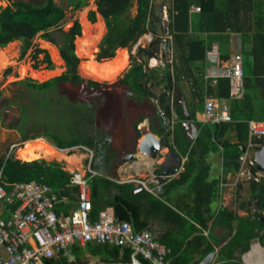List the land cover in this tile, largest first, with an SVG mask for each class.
<instances>
[{"label":"trees","instance_id":"16d2710c","mask_svg":"<svg viewBox=\"0 0 264 264\" xmlns=\"http://www.w3.org/2000/svg\"><path fill=\"white\" fill-rule=\"evenodd\" d=\"M193 1L171 0V4L166 8L170 42L174 44L189 42V45L194 44L201 48L199 55H190L186 51L187 61L203 57L205 51L204 41L192 38L185 40L181 34L186 28L188 7ZM65 2L73 9H80L87 4V0H65ZM130 2V0H94L95 10H90L87 18L95 22V14H99L106 26V32L97 54L98 59H114L117 48L125 49L133 46L145 31L151 30L150 27L145 26L152 14L153 0H136L135 15L126 18L125 14L130 7ZM248 2L249 0H198L197 2L200 12L193 15V19L198 23V28L218 32L226 29L236 30L240 32L242 42L257 44L249 52L252 56V62L249 64L251 74L243 76V96L238 99H229L228 109L232 117L231 122L219 124L196 122L198 135L193 145L189 147L178 122L182 119V111L177 105L174 108L177 121L171 133H167L166 136L167 138L171 136L173 145L179 148L182 156H186V160L178 176L166 182L162 196L170 188L187 184L189 192L193 195L192 205L181 208V215L146 191L132 194L130 184H115L105 177L110 174L115 175L112 167L114 161L117 160V153L112 149L108 137L85 140L74 138L72 142H61L57 138L51 139L58 149L81 145L93 151L90 167L101 174L94 175L89 180L93 219L105 206H112L115 218L131 223L135 231L147 227L146 218L152 213L162 215L172 225L175 234L167 233L166 236L158 239L169 250L166 256L167 264H197L212 252L213 242H221V239L219 241L211 237L206 239L202 235V230L208 227L210 221L212 227L223 226L225 228L223 239L228 238L218 251L219 264H240L237 261L239 259L234 257V253L242 254L247 251L254 239H258L261 245L264 240V215L262 214L264 211V180L249 182V201L245 216H239L224 207L214 213L211 204L217 199L219 179L209 180L208 167L204 164V157L210 147L215 149L216 143L222 149L224 174L236 172L239 169V155L245 150L249 139L247 121L264 120V0H255V2L251 0L254 8L252 9L254 31L249 30L250 25L246 26L239 18L241 14L243 17H250ZM64 15V8L57 5L54 0H43L38 4L17 0L0 7V47L13 40H22L24 43L22 54H25L37 32L43 31L42 36L45 39L57 44L59 55L64 61L66 70L60 76L38 84L33 80H26L28 87L32 89L43 90L66 81L72 84H81L84 81L77 74L79 58L74 52V39L81 32L79 21L74 20L70 28L61 30L58 36L59 41L50 29L57 26ZM159 43L160 40L156 38L147 47H138L137 54L143 55L147 52V54L155 55ZM40 53H43L46 67L51 68L52 62L46 50L35 48L33 58L37 59ZM172 72L174 73L173 69L169 71V64H164L162 74L169 76ZM156 76V69H149L145 61L138 62L133 58L130 68L113 83L88 80L87 87L92 88L93 91L106 92L109 89L114 96L119 92L125 93L124 95H126L125 91L132 92L137 95L135 97L137 101H142L151 96L150 86L156 83ZM194 82L201 83L199 80H194ZM206 93L219 98H229L228 79H217L214 86H207ZM118 96L121 97L120 94ZM196 98L198 99L196 110L202 112L203 94L196 95ZM121 102L122 100L116 102L113 112H118ZM190 117L195 119L194 112L190 113ZM136 126L137 124H135V131ZM229 131L234 133L236 142L222 141ZM36 138L26 139V141ZM254 142L261 146L264 145L263 139H255ZM251 170L254 171V168ZM71 178L72 174L64 169L63 164L56 161L22 162L13 157L0 160V183L4 185L34 180L49 184L59 198L68 196L73 199L72 195L78 192V187L71 183ZM109 189L116 190L110 198L107 197ZM251 201L255 205V211L251 210ZM17 205L18 203L14 204L12 208ZM72 254L74 261L69 262L62 255H57L48 260L46 264H87L89 258H98V262L122 263H129L136 259L140 264H150L141 256L134 255L130 247L95 244L94 242H88L84 246L73 245Z\"/></svg>","mask_w":264,"mask_h":264},{"label":"built area","instance_id":"2783aa9c","mask_svg":"<svg viewBox=\"0 0 264 264\" xmlns=\"http://www.w3.org/2000/svg\"><path fill=\"white\" fill-rule=\"evenodd\" d=\"M189 8L193 11L200 10L199 6L194 5ZM162 10L168 25L166 10L163 7ZM146 27H149V22ZM165 37L170 42V36L166 34ZM146 39L152 41L151 32ZM157 60L162 64L171 63L168 52L164 58L159 56ZM243 76V60L239 53L232 55L224 65L218 66L214 75H207L214 81L219 78L228 79L229 98L205 97L204 122L215 124L232 121L228 102L229 99L243 96ZM220 100H223V103L217 104ZM247 123L249 139L238 158L239 173L244 179L259 182L264 180V171L256 168L253 154L264 145L261 146L254 140L264 141V120L251 119ZM18 147L20 146L16 144L11 146L13 149ZM75 150H83L87 161L83 174L71 172V183L78 187V192L76 205L67 214L56 209L57 204L65 202L66 198H59L47 183L31 180L9 184L8 188L0 183V207H4L8 212L7 217H0V264H46L57 255H62L71 262L74 261L72 246H84L88 242L130 247L134 255L141 256L150 264H167L168 248L162 245L151 231H135L127 221L117 220L112 207L103 208L97 217L92 218L89 180L97 175L90 167L93 152L81 145L58 151L70 153ZM113 180L119 183L132 182L149 192H154L160 185L159 176L154 173L146 178L131 175L129 178ZM16 203L18 205L12 208ZM255 245L264 249L258 239L252 240L248 250L240 255L243 264H264V253L260 263L257 262V255L245 258L254 251Z\"/></svg>","mask_w":264,"mask_h":264},{"label":"rangeland","instance_id":"374dc122","mask_svg":"<svg viewBox=\"0 0 264 264\" xmlns=\"http://www.w3.org/2000/svg\"><path fill=\"white\" fill-rule=\"evenodd\" d=\"M11 1L17 0H0V7L8 5ZM21 1H29L38 4L43 0ZM130 1V7L125 14L126 18L135 15L134 13L136 11V5L134 4L135 0ZM54 2L63 7L65 11L64 18L59 21L57 26L50 28L58 41L60 31L70 28L74 20H78L81 26L80 35L76 36L74 39V52L79 58V63L76 68L77 74L84 79V81L92 80L104 83L93 80L85 75V69L88 68V66L85 68V65L87 64L89 58L92 59L94 64L106 62L105 58H97V54L100 50V42L106 32L105 22L99 14H95V22H91L87 18L89 11L95 10L94 0H87V4L80 9H73L71 6H67L65 0H54ZM99 22L102 23L103 30L95 26ZM42 34L43 31L37 32L35 37L31 40V46L27 49L25 54H22V47L24 44L22 40H13L5 46L0 47V54H2V56L8 51V55L5 56L6 60L4 61L3 66L0 67V104L6 107L0 108V114H6L11 110V107H14L15 109L16 106H18L21 110L19 111V121L16 125L18 132L28 135L26 139L37 137L34 140H28L20 143V141H18V135L13 133V137L11 138L9 145L16 144L20 147L15 148L12 153L7 152L0 154V160L9 157L20 160L17 157V152L23 149L30 142L42 140L47 143V133L63 135V137H68L67 134H69L72 135V138L75 137L84 140L89 137H92L91 139L108 137L111 145L115 142L121 143L127 136L135 137V133H133V124L138 122V120H140L143 116V112L140 111L143 106H141V103L137 102V100H133L131 95L127 94L129 93L127 91H125L126 95L119 92L118 94H115V96L112 95L114 93H109V89H107L106 92L98 91L101 92V94L104 93V100L102 101L103 104L100 103L97 106L90 108L85 100L86 91L88 90L79 84L73 86L68 82H64L43 90L28 87L26 83V80L28 79L33 80L38 84L50 78L60 76L66 70L64 61L59 55L57 44L51 43L45 39ZM153 39L154 37L151 40L153 41ZM137 42L150 41L140 38ZM133 47L134 46L125 48L128 56H126L127 64L120 75L129 69L133 61V56L136 54L133 51ZM8 48L10 50H8ZM35 48H41L47 51L52 62L51 68L46 67L47 64L43 61V53L38 54L37 59L33 58ZM116 50L115 58L117 57V53L122 49ZM245 71L246 73L248 72L246 67ZM49 73L52 74L47 75ZM74 94H78L77 96L82 98V100L84 99V101H82L80 105L78 104L73 108L66 106V104H64L65 107L61 106L62 101L66 100V103H69V99L72 98ZM119 94L121 97L118 96ZM92 98L94 102L98 103L97 98ZM121 100L122 102L120 104H123L124 111L122 110L121 113L118 109V112H113L116 107V105L115 107H112L113 103L120 102ZM0 144H2V141H0ZM83 153H85L83 150H75L70 153L55 151L52 153L53 157L50 161L49 159L43 158L38 160H45L47 162L56 161L63 164L66 171H77L78 169L85 170V162L79 164L76 162V156L82 155ZM249 182L250 181L248 179H242L241 188L237 193L238 204L243 203L245 205L249 201ZM111 192L112 191L108 193V196L111 195ZM211 207L216 210L218 207V201H213ZM262 214L264 215V211ZM215 233H218V229ZM239 254L240 253L237 252L236 255ZM240 258L241 256L237 261L242 264ZM98 261V258H89V263Z\"/></svg>","mask_w":264,"mask_h":264},{"label":"crops","instance_id":"0c3cea01","mask_svg":"<svg viewBox=\"0 0 264 264\" xmlns=\"http://www.w3.org/2000/svg\"><path fill=\"white\" fill-rule=\"evenodd\" d=\"M161 1L162 0H153V3L158 4ZM197 2L198 0H194L192 3H190L189 7L192 5L199 6V3ZM134 4L137 7L136 0ZM170 4H171V0H170ZM248 6H249L248 14H250V17H246V16L243 17V15L241 14L239 18L242 20V23H244L246 26L248 24L250 25L249 30L254 31L253 17H252V9L254 8L252 6L251 0H249ZM189 7H188V12H187L188 20L186 23V28L181 32V34L184 36L185 40L192 38V39H198V40L204 41L203 43L205 46V51H204L203 57L201 58L199 57L198 59L195 58V60L193 61H187L185 57L188 53L190 55H199L201 53L200 46H197L194 44L189 45V42H177L176 44L172 42H168L167 52L171 60V63H169V71L171 72V70L173 69L174 73L172 72L169 74V76H166L162 74V70H164V64L159 63V61L157 60L159 57L158 53L160 52L159 44H158L157 52L152 58H148L149 54H147V52H145L143 55L137 54L138 47H142V48L147 47L150 44V42H137L136 41V43L133 45L134 46L133 51L136 53L135 56H133V58L136 59L138 62L145 61L149 69L157 70V76L155 78L156 83L150 86L151 96L147 97V99H143L142 101H137L141 103V106H143V108H141L140 110L143 112V116L140 118V120H138L139 122L142 121L144 117L149 115V113L154 114L157 101H154L152 97H155L157 95L158 100H160V102L164 100V97L162 95V90H163L162 85L164 82L166 83L167 88L173 91L174 97L177 100L176 105L179 106V108L181 109V104L179 103V100L182 99L184 106L189 114V117H190V113L194 112L195 119L190 117V120L196 123V122H204L203 109H202V112H199L198 110H196V105L198 102L196 95L203 94V104H204V99L207 96H212L218 99H224V98L215 97L213 95H209L206 93L207 86L208 85L214 86L216 83V81H214L213 78L207 77V75L208 76L214 75L215 70L218 66L224 65L225 63H227L228 60L231 58V56L237 53L242 55L243 73L245 75L251 74V67L249 64L252 62V56L250 55L249 52L253 48V46L257 43L242 42L241 34L239 31H236V30L226 29V30H222L218 32V31L203 30V29L198 28L197 26L198 23H196L195 20L193 19V15L198 14L200 10L193 11V10H190ZM149 32H151V30L145 31L144 34H142L138 39L141 38V39L147 40L146 38L149 35ZM167 34H168V31H167ZM186 51L188 53H186ZM245 67L248 71L247 73L245 71ZM123 74L119 75L118 78L122 77ZM194 80H199L201 83L194 82ZM200 87H202V89ZM127 94L131 95L132 99L136 101V98H135L137 96L136 94H133L132 92H129ZM221 103H223V100H220L217 104H221ZM115 105L116 103H113L112 107H115ZM123 109H124V106L123 104H121V106L119 107V110L122 112ZM139 122H135L133 124V133H135V137L127 136L125 137L126 139L123 140L121 143L115 142L111 145L112 149L117 153V160L114 161V165L112 167V170L115 173V175L110 174L105 177L111 180L115 184H130L132 186V190H131L132 194L146 191L147 193L160 199L171 210H173L174 212H178L181 215L182 214L180 212L181 208L192 205L193 195L192 193L189 192L190 190L188 189L187 184L170 188L169 191L166 192L164 196H162V192L164 191V185L169 180L174 179L178 176L179 172L182 171L183 163L186 160V156H182L179 148L173 145L171 136H169L168 138L169 149L165 147H161L159 155L157 156L156 159H148V158L142 157L140 160L134 161L132 164L121 163V159L123 158L124 154L132 152L133 145L135 144L136 140L138 141L141 137V134H139L137 129L135 131V124H138ZM221 123H227V122H221ZM215 124H219V123H215ZM171 131L172 130H167L165 133V131L159 129L158 123H155L154 134L157 137L160 138L163 135L166 136V134L171 133ZM224 140H226L229 143L236 142L234 133L229 131L222 139V141ZM193 143H189V147L192 146ZM215 145H216L215 149H212V147H210V150L207 152V155L204 157V164L208 167L209 180H212L215 178L219 179L218 188H217V199H216V201H218V207L216 210H214L212 207L211 208L214 211V213L224 207V208L234 211L235 214L239 216H245L247 214L246 212L247 204L245 205L243 203L238 204L237 202L238 200L237 193L239 192L241 188V181L242 179H244L242 178V175H240L239 173L240 168L234 173L228 172L224 174L223 165H222L223 164L222 149L220 145H217L216 143ZM76 158H77L78 164L83 163V162L86 163L87 161L85 153H83L82 155L76 156ZM176 158H179L180 160L176 171L171 175L165 176L163 181H160V185L157 188V190H155L154 192H149L145 190L144 188H142L141 191L136 192L134 190L140 187L138 184L127 182V181L119 183L113 180L115 178L117 179L118 178L125 179L127 177L129 178L131 175L141 177V178H146L149 175H151V173H154L160 176L161 171L164 168L176 167ZM69 172L71 173L73 171L70 170ZM74 172H79L80 174H83V170L81 169H78L77 171H74ZM97 175H101V174L97 172ZM5 187L8 188L9 186L5 185ZM110 191H112L111 195L108 196V193ZM108 193H107V197L110 198L116 193V190L109 189ZM72 196H74L73 199H71V197L64 196L66 198L65 202L58 203L56 206V209L59 212H62L64 214L69 213L76 205L77 193H74V195ZM160 196L163 199H161ZM105 207H108V206H105ZM251 210L255 211V205L252 201H251ZM7 216H8L7 210L4 209V207H0V217H7ZM142 219L145 220L143 216H142ZM146 221H147V227L144 229L151 231L157 239H159L160 237L166 236L167 233H171L172 235L175 234L174 228L172 227V225H170L168 221L165 218H163L162 215L158 213H152V215H148V217L146 218ZM217 229H218V233H215ZM202 235L206 239H209V237L214 238L217 241L221 239V242L220 241L218 243L213 242L214 250L212 252H214L215 254L211 262V264H219L220 261L218 260V251L228 240V238H226V240L223 239L225 237V228L221 225L212 227L211 221H210V223L208 224V227L205 230H202ZM236 254L237 252L234 253V257L239 259L240 254L239 255H236ZM199 262L197 264H199Z\"/></svg>","mask_w":264,"mask_h":264},{"label":"water","instance_id":"95a60500","mask_svg":"<svg viewBox=\"0 0 264 264\" xmlns=\"http://www.w3.org/2000/svg\"><path fill=\"white\" fill-rule=\"evenodd\" d=\"M170 5V0H162L160 3H153L152 14L149 20V27L152 32V38H158L160 40L159 48H160V57L164 58L167 54V43L168 40L165 37L167 34V22L163 17L164 11L162 7L166 10V8ZM164 37V38H163ZM162 38V39H161ZM153 39V40H154ZM154 55L149 54L148 58H152ZM124 73V72H123ZM119 77V76H118ZM116 78V80L118 79ZM115 80V81H116ZM88 81H84V84H87ZM113 83V82H111ZM162 95L164 100L160 102L158 100V96L152 97L154 101H157V105L155 106L154 114L149 113L146 117L142 119L137 124V131L141 134L140 139L133 145L132 152L124 154L121 159V163L132 164L134 161L140 160L142 157L148 159H156L159 155L161 147H165L169 149L168 138L163 135L162 137H157L154 134V126L155 123H158V127L160 130L166 131L172 130V127L176 120V115L174 112V107L176 105V99L174 97L173 91L167 88L166 83L164 82L162 85ZM182 109V119L179 122L181 129L185 133V136L189 143H193L198 135V129L196 124L190 120L189 114L184 106L182 99L179 100ZM255 166L259 170L264 171V146H262L259 150L255 151L254 154ZM179 158H176V167L173 168H164L161 171V175L159 176V180L163 181L165 176L173 174L178 165ZM153 169V168H152ZM142 188L139 187L134 191L139 192ZM262 246L264 247V240L262 242ZM214 252L208 253L199 264H211L212 259L214 257ZM87 264H140L136 259H133L129 263L122 262H93Z\"/></svg>","mask_w":264,"mask_h":264},{"label":"bare ground","instance_id":"6f19581e","mask_svg":"<svg viewBox=\"0 0 264 264\" xmlns=\"http://www.w3.org/2000/svg\"><path fill=\"white\" fill-rule=\"evenodd\" d=\"M95 26L103 30V25L101 22H99ZM84 37H85V31H84ZM8 50L10 49L8 48ZM7 53L8 51L4 53L3 56L2 54H0V59H3V60H0V67L3 66L4 61L6 60L5 56L8 55ZM126 56H127L126 49H122L117 53L116 58H114L113 60L106 59V62L94 64L92 59L89 58L87 64L85 65V68L88 66V68L85 69V73H86L85 75L92 78L93 80H97L101 82H109V83L114 82L116 78L121 74V72L126 67V64H127ZM39 74H43V73H39ZM50 74L52 73H49L47 75H50ZM52 151L55 152V150L51 148L47 143L40 140V141L28 143L23 149L17 152V157L20 160L25 161V162H32V161H35L41 158L49 159L50 161V159L53 157ZM263 253H264V249L258 245H255L254 251L246 255L245 258H249L251 255H255V256L257 255L258 257L257 262L260 263L262 261L261 257L263 256Z\"/></svg>","mask_w":264,"mask_h":264},{"label":"flooded vegetation","instance_id":"af4514ba","mask_svg":"<svg viewBox=\"0 0 264 264\" xmlns=\"http://www.w3.org/2000/svg\"><path fill=\"white\" fill-rule=\"evenodd\" d=\"M66 82H68V81H66ZM68 83L70 85H73V86L77 85V84H72L70 82H68ZM79 85L85 87L88 90V91H86L87 93H86L85 100L87 102V105L90 108L97 106L100 103L103 104L102 101L104 100V96H103L104 93L101 94V92L93 91L92 88L87 87V84H84V81ZM81 89H82V87H81ZM77 95L74 94L73 97L69 99V103H66V100L62 101L61 106L65 107L64 104H66V106L73 108L74 106H76L78 104L80 105V103L82 101H84V99L82 100V98L78 97ZM92 97L97 98L98 103L94 102ZM0 108H6V107L2 106V104H0ZM19 111H21L20 108H18V106H16L15 109H14V107L13 108L11 107V110L9 112H7L6 114H0V141H2V144H0V154H4L7 152H9V153L13 152L14 149L11 148L12 145L11 144L9 145V142H10L11 138L13 137V133H16L18 135V141H20V143L26 142V137L28 135L23 134V133H19L17 130V126H16L18 121H19V118H18ZM67 135H68V137H63V135H58V134H54V133H47L46 140L48 142L51 141L50 143H48V142L47 143L51 147H53V149L55 151H58L59 149L57 147H55V145L52 143L51 139L57 138L61 142H72V141H74L75 137L72 138V135H69V134H67ZM89 138L91 139L92 137H89Z\"/></svg>","mask_w":264,"mask_h":264}]
</instances>
